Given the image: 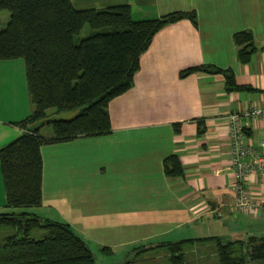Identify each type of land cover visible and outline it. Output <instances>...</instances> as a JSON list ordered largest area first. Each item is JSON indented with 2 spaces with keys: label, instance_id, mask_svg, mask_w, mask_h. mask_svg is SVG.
Instances as JSON below:
<instances>
[{
  "label": "crops",
  "instance_id": "1",
  "mask_svg": "<svg viewBox=\"0 0 264 264\" xmlns=\"http://www.w3.org/2000/svg\"><path fill=\"white\" fill-rule=\"evenodd\" d=\"M78 3H127L135 19L174 11L195 17L169 22L154 35L131 86L109 102L108 133L42 146L41 205L8 206L0 154V211L29 209L65 221L102 252L163 239L264 236V209L235 207L228 128L229 113L264 105V0ZM239 31L252 40L238 43ZM244 48L246 60L240 58ZM33 110L24 59L0 60V151L24 132L16 122ZM243 127L244 142L264 155V117L246 119ZM41 130L52 134L50 124ZM169 157L179 160L180 174L168 172ZM246 185L255 199H264V175L248 173Z\"/></svg>",
  "mask_w": 264,
  "mask_h": 264
},
{
  "label": "trees",
  "instance_id": "2",
  "mask_svg": "<svg viewBox=\"0 0 264 264\" xmlns=\"http://www.w3.org/2000/svg\"><path fill=\"white\" fill-rule=\"evenodd\" d=\"M8 10L0 30V60L23 58L34 110L16 123L24 132L1 148V170L8 206L42 204V146L111 130L110 100L128 89L140 58L167 23L194 12L174 11L158 18L135 19L130 4L77 8L72 0H0ZM90 34L77 37L85 25ZM238 43L252 40L239 31ZM251 43H248V46ZM246 48L240 58L247 59ZM198 69H186L184 73ZM228 82L232 79L228 77ZM80 109L70 118L49 119V110ZM50 124L51 135L41 126ZM171 175L181 173L169 157ZM134 259L111 264H264V236L224 239L190 237L147 242ZM145 244V243H142ZM108 247H103V250ZM0 264H97L94 249L65 221L43 218L29 209L0 211Z\"/></svg>",
  "mask_w": 264,
  "mask_h": 264
},
{
  "label": "built area",
  "instance_id": "3",
  "mask_svg": "<svg viewBox=\"0 0 264 264\" xmlns=\"http://www.w3.org/2000/svg\"><path fill=\"white\" fill-rule=\"evenodd\" d=\"M264 117V105L248 110L231 112L228 115L229 137L232 146V163L236 197L235 207L243 211H260L264 209V199L257 200L247 189L246 177L249 174L264 175V155L259 154L244 142L243 121ZM264 146V140H262Z\"/></svg>",
  "mask_w": 264,
  "mask_h": 264
},
{
  "label": "rangeland",
  "instance_id": "4",
  "mask_svg": "<svg viewBox=\"0 0 264 264\" xmlns=\"http://www.w3.org/2000/svg\"><path fill=\"white\" fill-rule=\"evenodd\" d=\"M78 1H81V0H76V6H82V5H79ZM91 6V5H89ZM97 7L101 6L100 3H98V5H96ZM85 8H88V7H85ZM10 16V12L8 10H0V30L7 24V20ZM91 32V28L90 26L87 24L84 26V28L82 29L81 33L77 36V37H80V36H86L88 34H90ZM80 109H76V110H72V111H66V112H63V113H60L59 112H56L55 109H52V110H49V116L42 120L40 122V124H42L43 122L49 120V119H54V118H60L59 116H62V115H72V114H76L77 111H79ZM34 209V207H32V210ZM204 232L206 234H209L210 230H204ZM156 242H160L162 240H155ZM164 241V239H163ZM152 242V241H150ZM146 244H153V243H145V244H142V243H131V244H126V245H122V246H119V247H115V248H108V249H105V251H101L99 248H100V244H96L93 242V248H94V253L96 255V262L97 264H111V263H125L127 262V260H131V263H133V257L135 255V251L138 247L142 246V245H146ZM92 248V249H93Z\"/></svg>",
  "mask_w": 264,
  "mask_h": 264
}]
</instances>
